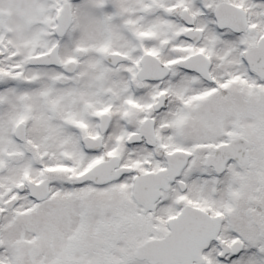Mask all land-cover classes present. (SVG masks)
Listing matches in <instances>:
<instances>
[{
  "label": "snow or ice",
  "instance_id": "obj_1",
  "mask_svg": "<svg viewBox=\"0 0 264 264\" xmlns=\"http://www.w3.org/2000/svg\"><path fill=\"white\" fill-rule=\"evenodd\" d=\"M0 264H264V0H0Z\"/></svg>",
  "mask_w": 264,
  "mask_h": 264
}]
</instances>
